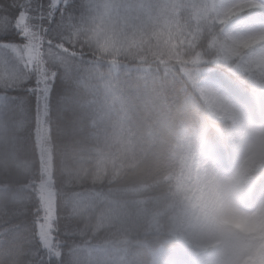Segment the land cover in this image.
Wrapping results in <instances>:
<instances>
[{"label":"trees","instance_id":"trees-1","mask_svg":"<svg viewBox=\"0 0 264 264\" xmlns=\"http://www.w3.org/2000/svg\"><path fill=\"white\" fill-rule=\"evenodd\" d=\"M107 1L77 0L84 61L53 85L46 124L56 259L264 264V235L217 222V189L199 207L184 194L209 172L238 164L242 139L264 126V39L234 52L264 28V11L230 14L241 0H148L163 7L158 16L140 0ZM203 79L244 114L210 113ZM35 80L0 87V264H23L40 205L35 97L23 91ZM258 163L239 177L245 210L264 195V156Z\"/></svg>","mask_w":264,"mask_h":264},{"label":"snow or ice","instance_id":"snow-or-ice-1","mask_svg":"<svg viewBox=\"0 0 264 264\" xmlns=\"http://www.w3.org/2000/svg\"><path fill=\"white\" fill-rule=\"evenodd\" d=\"M80 19L77 0H0V87H20V80L35 75V86L23 91L35 97L38 129L51 111L54 82L84 61L85 52L77 47ZM51 227V212L42 202L27 229L23 264H59Z\"/></svg>","mask_w":264,"mask_h":264},{"label":"rangeland","instance_id":"rangeland-1","mask_svg":"<svg viewBox=\"0 0 264 264\" xmlns=\"http://www.w3.org/2000/svg\"><path fill=\"white\" fill-rule=\"evenodd\" d=\"M142 2L147 6H155L157 8H155V13L158 16L164 12L163 7L160 4L158 6L155 2L152 4L148 0H140V4H142ZM110 3L112 2L109 0L105 5L110 7ZM140 6L142 7V5ZM252 7L260 8L264 11V3L259 0H241L234 3L230 7L229 12L232 14ZM151 8L152 7L147 10H150ZM261 39H264V28L242 38L234 48V52L237 53L243 48ZM199 92L205 101L208 111L213 115L226 117L232 115L234 112L244 114L241 109L235 110L230 107L229 103L225 101L227 96L226 91L212 80L203 79V81H201ZM36 143L39 146L41 157L39 180L35 183L37 195L40 204L43 202L49 208L53 221L55 194L50 177L51 157L47 142L46 122H42L39 129L37 128L36 130ZM242 147V156L238 164L231 167L226 172L220 173L217 171L215 173V175L222 180V183L216 187L220 197L217 222L220 224H229L230 227L237 228L245 235L255 234L256 236H262L264 235V195L256 205L251 206L249 210H245L241 207L242 194L240 192L239 177L247 172L249 167H255L258 170L261 166V163H258V160L264 156V126L258 130L251 128L249 134L242 139ZM51 230L52 227L50 233ZM198 244L201 246L208 245L205 241H199Z\"/></svg>","mask_w":264,"mask_h":264},{"label":"clouds","instance_id":"clouds-1","mask_svg":"<svg viewBox=\"0 0 264 264\" xmlns=\"http://www.w3.org/2000/svg\"><path fill=\"white\" fill-rule=\"evenodd\" d=\"M222 183L220 177L212 172L204 175L200 180L192 185L184 194L194 207H199L206 203L214 194L216 187Z\"/></svg>","mask_w":264,"mask_h":264}]
</instances>
